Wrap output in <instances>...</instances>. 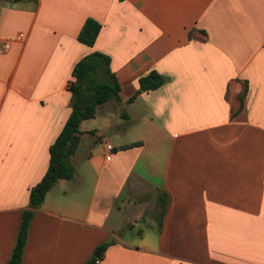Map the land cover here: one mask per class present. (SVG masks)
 Wrapping results in <instances>:
<instances>
[{"label":"crops","instance_id":"crops-1","mask_svg":"<svg viewBox=\"0 0 264 264\" xmlns=\"http://www.w3.org/2000/svg\"><path fill=\"white\" fill-rule=\"evenodd\" d=\"M92 50L118 99L103 125L80 122L73 175L33 209L21 264H264V0H0V264ZM150 69L162 84L131 98Z\"/></svg>","mask_w":264,"mask_h":264},{"label":"trees","instance_id":"trees-1","mask_svg":"<svg viewBox=\"0 0 264 264\" xmlns=\"http://www.w3.org/2000/svg\"><path fill=\"white\" fill-rule=\"evenodd\" d=\"M101 24L92 17H87L78 34L77 39L91 46L99 32ZM110 58L107 54L92 50L80 57L71 70L72 79L69 83L71 93V109L58 134L49 144V159L45 172L41 178L30 186L28 192V205L21 214L19 229L15 238L7 264H21L23 247L26 240L27 228L33 215V209L38 207L46 192L59 178H70L74 166L70 161L71 155L79 142V124L83 119L95 115L97 108L107 100L118 99L119 83L111 71ZM139 86L131 98L142 90L158 87L163 82V76L155 69H150L138 79ZM247 93V81L243 80V87L237 94V105L231 107V114L237 113L243 106ZM166 194L161 197L160 219L165 213ZM106 243L98 249L104 248Z\"/></svg>","mask_w":264,"mask_h":264},{"label":"rangeland","instance_id":"rangeland-1","mask_svg":"<svg viewBox=\"0 0 264 264\" xmlns=\"http://www.w3.org/2000/svg\"><path fill=\"white\" fill-rule=\"evenodd\" d=\"M111 113V111H106V113H96V116L94 117V119L89 118L85 121H83L82 123V128H85L87 126H90L91 124H93L95 122V125H103L105 122H107V120H109L108 118V114ZM113 119H116V117H113ZM95 120V121H94ZM119 121H123L122 118L119 119ZM110 128V125L107 127L104 126H100L97 128L96 133L98 134H107V130ZM137 127H133L132 128V132L136 131ZM130 137H132L131 134H129L125 139H129ZM110 141L113 144H118L120 143V141H124L122 140V135L120 133H116V132H112V134L110 135ZM97 143H99V141L97 140Z\"/></svg>","mask_w":264,"mask_h":264},{"label":"built area","instance_id":"built-area-1","mask_svg":"<svg viewBox=\"0 0 264 264\" xmlns=\"http://www.w3.org/2000/svg\"><path fill=\"white\" fill-rule=\"evenodd\" d=\"M7 44L8 43L5 42V45H7ZM105 148H106L105 158L110 159V157H111V150H112L113 146L110 143H106ZM99 261H100V259L99 258H96L94 260V263H98Z\"/></svg>","mask_w":264,"mask_h":264}]
</instances>
